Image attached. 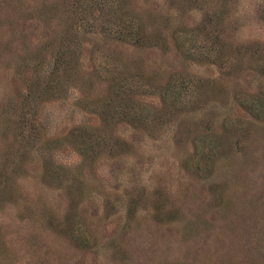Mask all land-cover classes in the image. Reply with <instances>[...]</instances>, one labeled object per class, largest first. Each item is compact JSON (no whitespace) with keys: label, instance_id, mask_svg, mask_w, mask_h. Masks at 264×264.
Returning a JSON list of instances; mask_svg holds the SVG:
<instances>
[{"label":"rangeland","instance_id":"1","mask_svg":"<svg viewBox=\"0 0 264 264\" xmlns=\"http://www.w3.org/2000/svg\"><path fill=\"white\" fill-rule=\"evenodd\" d=\"M0 264H264V0H0Z\"/></svg>","mask_w":264,"mask_h":264}]
</instances>
